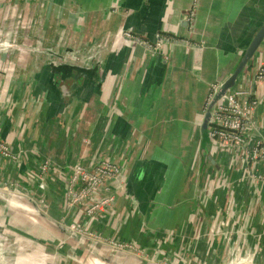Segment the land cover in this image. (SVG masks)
Listing matches in <instances>:
<instances>
[{
	"label": "crops",
	"instance_id": "0c3cea01",
	"mask_svg": "<svg viewBox=\"0 0 264 264\" xmlns=\"http://www.w3.org/2000/svg\"><path fill=\"white\" fill-rule=\"evenodd\" d=\"M263 11L264 0H0V39L16 45L0 51V230L18 264H264V41L235 86L251 89L242 141L191 160L211 89ZM64 51L95 66L60 93ZM102 160L121 173L101 183L114 200L88 214L102 195L83 196L71 167Z\"/></svg>",
	"mask_w": 264,
	"mask_h": 264
},
{
	"label": "built area",
	"instance_id": "2783aa9c",
	"mask_svg": "<svg viewBox=\"0 0 264 264\" xmlns=\"http://www.w3.org/2000/svg\"><path fill=\"white\" fill-rule=\"evenodd\" d=\"M261 80L264 81V65L256 70L255 81ZM250 93L251 89L238 88L222 99L221 103L214 110L213 117L209 123V134L214 141L230 148H236L240 144L245 131L244 127L246 126L244 120L248 116ZM262 146L264 157V145L262 141L256 142V148H261ZM0 147H3V144L0 143ZM78 168L80 171L73 178L79 185L78 187L83 186L82 195L85 197H93L98 193L102 195L98 200L99 202L94 203L87 209L88 214L114 200L113 196H109L110 194L105 195L104 193L97 192L96 189L108 178L116 177L121 173L120 168L115 163L109 160H102L95 165L92 171L85 169L81 165ZM103 190L106 189L104 188ZM70 198L72 199L70 206L75 205L79 199L76 192L72 193ZM238 262L241 261L238 260Z\"/></svg>",
	"mask_w": 264,
	"mask_h": 264
},
{
	"label": "water",
	"instance_id": "95a60500",
	"mask_svg": "<svg viewBox=\"0 0 264 264\" xmlns=\"http://www.w3.org/2000/svg\"><path fill=\"white\" fill-rule=\"evenodd\" d=\"M160 39H162L159 36ZM264 41V11L260 14L259 19L254 26V30L246 40L244 46L242 47L240 56L233 70L221 81H218L213 91L211 92L210 98L206 103L205 112L199 124V160H204V148H226V150L230 149L225 145H221L220 143L214 141L209 134V123L213 117L214 110L221 103L222 99L226 97L230 92L237 89L236 82L238 78L242 75L243 71L251 64L252 59L254 58L256 52ZM178 42V41H177ZM92 67H84L75 64H68L57 62L53 65V69L59 72H65L67 70H75L77 73H82L83 75L89 76L93 68L95 66L94 63H91ZM257 70V68H256ZM256 72V71H255ZM256 78V74H254V81ZM64 86V85H63ZM207 159L214 164L215 160L211 154L207 155Z\"/></svg>",
	"mask_w": 264,
	"mask_h": 264
},
{
	"label": "rangeland",
	"instance_id": "374dc122",
	"mask_svg": "<svg viewBox=\"0 0 264 264\" xmlns=\"http://www.w3.org/2000/svg\"><path fill=\"white\" fill-rule=\"evenodd\" d=\"M16 45L13 43V42H11V41H8V40H6L5 38L4 39H0V51H4V50H9V49H13L14 47H15ZM50 51H53V50H49L48 52H50ZM43 53H47V50L46 51H44ZM52 54H54V55H56V54H59L58 52H54V53H52ZM64 54V55H63ZM63 54L61 55V54H59L58 56L59 57H57L56 58V63L58 62H62V58L66 55L67 56V59H66V61H64V63H68V64H75V65H80V66H85V60H86V58L83 56V57H80V58H78L79 59V62L81 63H79V62H75V63H73L72 61H74L76 58H77V53H75V52H63ZM61 55V56H60ZM44 56H47V55H44ZM79 56H80V54H79ZM48 59V58H47ZM51 59V58H50ZM45 60V59H44ZM54 61V62H55ZM90 62V61H89ZM89 62L88 63H86V66H91L92 64L90 63L89 64ZM55 63V64H56ZM63 63V62H62ZM92 67V66H91ZM213 89H214V87L211 89V92L213 91ZM210 95H211V93L209 94V97H208V99H207V102H208V100H209V98H210ZM206 102V103H207ZM203 107H206V104L203 106ZM86 140V139H85ZM88 143V141L86 140V144ZM185 146H188L187 145V143L185 144ZM194 151H195V148L193 149ZM188 156V155H187ZM190 157H192V155H189ZM198 158H199V154L197 153V151H195V155L193 156V158L191 159L192 160V162H197L198 161ZM43 165L44 164H41L40 165V169H41V171L40 172H42L43 173ZM80 165H78V164H76V165H73L72 167H71V173H70V176L71 177H74L75 176V174H77V173H79V171H80V169L78 168ZM40 188L41 189H45L46 188V185H44L43 183H40ZM76 185H78L77 183H76ZM101 186L102 185H100L97 189H96V191L97 192H101L100 191V188H101ZM9 188V189H8ZM78 187H76L75 189H77ZM105 188V187H104ZM5 189V190H4ZM7 189H8V191H11V188L10 187H6V186H4V188H3V186H1L0 185V194H3L2 192H7ZM75 191H73L72 193H74ZM72 193H70V194H72ZM37 204H42V202H39V203H36L35 205L36 206H38ZM69 205L68 206H70V203H68ZM42 206V205H41ZM16 249H18V245H16V244H14V242L12 243L11 242V240H10V237H8L7 236V234L6 235H4L2 232H1V230H0V264H18L17 262H16V260H17V258H16V254L14 253V251L16 250ZM233 263H238V260H236V261H234Z\"/></svg>",
	"mask_w": 264,
	"mask_h": 264
},
{
	"label": "flooded vegetation",
	"instance_id": "af4514ba",
	"mask_svg": "<svg viewBox=\"0 0 264 264\" xmlns=\"http://www.w3.org/2000/svg\"><path fill=\"white\" fill-rule=\"evenodd\" d=\"M53 72H52V76L53 78L51 79L52 80V83L53 85H55L56 89H58V91L61 93L62 91L66 92V91H69L67 90V86L69 83H73V81H76V78L78 77V80H79V76L81 75L82 77H89V76H86L83 75L82 73H78L76 75H72V78L69 77V75L67 73H62V72H59L57 70H54L52 69ZM57 73V75H56ZM57 78H56V76ZM63 85H65L63 87Z\"/></svg>",
	"mask_w": 264,
	"mask_h": 264
},
{
	"label": "bare ground",
	"instance_id": "6f19581e",
	"mask_svg": "<svg viewBox=\"0 0 264 264\" xmlns=\"http://www.w3.org/2000/svg\"><path fill=\"white\" fill-rule=\"evenodd\" d=\"M8 198V197H7ZM2 201V200H1ZM10 201V200H9ZM68 236V235H67ZM73 237V236H72ZM73 240V239H72ZM244 261L238 262V263H232V264H243Z\"/></svg>",
	"mask_w": 264,
	"mask_h": 264
}]
</instances>
